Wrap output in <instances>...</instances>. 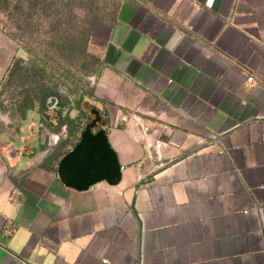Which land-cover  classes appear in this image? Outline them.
I'll list each match as a JSON object with an SVG mask.
<instances>
[{"label": "crops", "instance_id": "crops-1", "mask_svg": "<svg viewBox=\"0 0 264 264\" xmlns=\"http://www.w3.org/2000/svg\"><path fill=\"white\" fill-rule=\"evenodd\" d=\"M118 1L89 48L122 179L68 188L0 133V264H264V0ZM24 52L0 29V82Z\"/></svg>", "mask_w": 264, "mask_h": 264}, {"label": "rangeland", "instance_id": "rangeland-1", "mask_svg": "<svg viewBox=\"0 0 264 264\" xmlns=\"http://www.w3.org/2000/svg\"><path fill=\"white\" fill-rule=\"evenodd\" d=\"M8 2L5 7L0 0V29L25 52L14 59L0 82V133L17 141L25 129L35 126L38 135L35 152L44 156V163H49L71 146L86 123L95 117L91 110L104 108L94 92L103 64L90 50L89 41L94 27L114 22L119 1ZM33 57L42 66L34 65ZM18 58L23 60L22 68L15 64ZM45 93L53 94L43 104ZM51 97L56 100L49 108ZM28 99L34 101L35 107L23 118L20 106ZM59 111L61 118L57 117ZM62 119L65 123H61ZM102 119L105 122L103 115ZM55 136L57 142L51 146L50 139Z\"/></svg>", "mask_w": 264, "mask_h": 264}, {"label": "water", "instance_id": "water-1", "mask_svg": "<svg viewBox=\"0 0 264 264\" xmlns=\"http://www.w3.org/2000/svg\"><path fill=\"white\" fill-rule=\"evenodd\" d=\"M55 100V97L49 98V108L55 105ZM91 112L95 117L86 123L79 141L61 157L57 165L60 181L77 191H86L103 181L115 186L122 179V165L109 142L107 129L99 128L101 112L96 108Z\"/></svg>", "mask_w": 264, "mask_h": 264}, {"label": "trees", "instance_id": "trees-1", "mask_svg": "<svg viewBox=\"0 0 264 264\" xmlns=\"http://www.w3.org/2000/svg\"><path fill=\"white\" fill-rule=\"evenodd\" d=\"M1 3L3 4V6H5V7H8V5H9V2H8V0H1ZM32 61L31 62H33V64L34 65H38V66H42V64H41V62L39 61V60H37V59H35L34 57L31 59ZM23 62V60L22 59H20V58H18V59H16L15 60V64H16V66L18 67V68H22L21 67V63ZM10 69V68H9ZM51 94H53V93H45L44 94V96H43V98L41 99V101H42V103L44 104V103H46V100L48 99V97L51 95ZM82 98H83V96H81L80 97V99L78 100V104H80V102H81V100H82ZM34 107H35V105H34V101L32 100V99H28V100H25L22 104H21V106H20V111H21V116L23 117V118H27L28 117V115H29V112L31 111V110H33L34 109ZM44 109H48V107L47 106H44ZM46 111H48V110H46ZM46 114H48L47 112H46ZM58 118H61V112L59 111V114H58V116H57ZM61 123H65V121H64V119H62V121H61ZM60 123V124H61ZM80 136H81V134H80V132H79V135L76 137V140L74 141V143L71 145V147L70 148H68L64 153H62V155H64L65 153H67L78 141H79V139H80ZM55 171H56V169H55Z\"/></svg>", "mask_w": 264, "mask_h": 264}, {"label": "built area", "instance_id": "built-area-1", "mask_svg": "<svg viewBox=\"0 0 264 264\" xmlns=\"http://www.w3.org/2000/svg\"><path fill=\"white\" fill-rule=\"evenodd\" d=\"M252 79H253L252 76L248 78L249 81H252ZM142 129H143L144 133L149 134V133H155V132H157L159 129L169 130V125L164 124V123H159V122H151V123H149V124H147V125H143V126H142ZM161 143H162V141H161L160 138H157V139L154 141V144H155V145H159V144H161ZM148 145H149V146H152L153 143L150 142Z\"/></svg>", "mask_w": 264, "mask_h": 264}, {"label": "flooded vegetation", "instance_id": "flooded-vegetation-1", "mask_svg": "<svg viewBox=\"0 0 264 264\" xmlns=\"http://www.w3.org/2000/svg\"><path fill=\"white\" fill-rule=\"evenodd\" d=\"M102 121H103V119H102Z\"/></svg>", "mask_w": 264, "mask_h": 264}]
</instances>
